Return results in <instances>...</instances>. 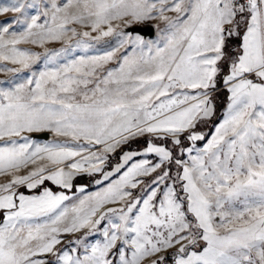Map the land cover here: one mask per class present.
I'll return each mask as SVG.
<instances>
[{
  "label": "snow or ice",
  "instance_id": "6c2138e0",
  "mask_svg": "<svg viewBox=\"0 0 264 264\" xmlns=\"http://www.w3.org/2000/svg\"><path fill=\"white\" fill-rule=\"evenodd\" d=\"M0 16V264H264V0Z\"/></svg>",
  "mask_w": 264,
  "mask_h": 264
},
{
  "label": "rangeland",
  "instance_id": "374dc122",
  "mask_svg": "<svg viewBox=\"0 0 264 264\" xmlns=\"http://www.w3.org/2000/svg\"><path fill=\"white\" fill-rule=\"evenodd\" d=\"M6 17L5 16H0V20H3V19H5ZM51 46H58V45H51ZM114 63V62H113ZM8 74H6V73H0V79H4L6 76H7ZM221 102H223V100H221ZM34 134H37V133H34ZM33 134V135H34ZM49 135L48 136H50V133H48ZM3 179V177H0V180H2ZM78 182V181H77ZM91 187V186H90ZM57 188V189H56ZM54 190H60L58 187H54ZM92 190H94V189H92ZM72 191H75V189H73Z\"/></svg>",
  "mask_w": 264,
  "mask_h": 264
},
{
  "label": "water",
  "instance_id": "95a60500",
  "mask_svg": "<svg viewBox=\"0 0 264 264\" xmlns=\"http://www.w3.org/2000/svg\"><path fill=\"white\" fill-rule=\"evenodd\" d=\"M34 135H36V136H38V137H41V138H45V137H48V133H37V134H34Z\"/></svg>",
  "mask_w": 264,
  "mask_h": 264
},
{
  "label": "trees",
  "instance_id": "16d2710c",
  "mask_svg": "<svg viewBox=\"0 0 264 264\" xmlns=\"http://www.w3.org/2000/svg\"><path fill=\"white\" fill-rule=\"evenodd\" d=\"M53 187H55V186H53ZM57 189V188H56Z\"/></svg>",
  "mask_w": 264,
  "mask_h": 264
}]
</instances>
